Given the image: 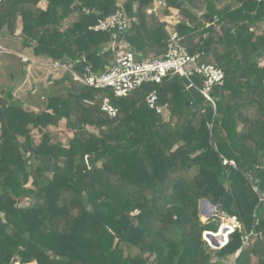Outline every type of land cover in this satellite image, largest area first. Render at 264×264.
Here are the masks:
<instances>
[{"label": "trees", "instance_id": "16d2710c", "mask_svg": "<svg viewBox=\"0 0 264 264\" xmlns=\"http://www.w3.org/2000/svg\"><path fill=\"white\" fill-rule=\"evenodd\" d=\"M153 1L0 0V37L49 64L69 58L77 74L110 67L112 33L89 28L116 11L129 50L162 56L176 31L225 73L215 109L180 77L118 98L65 72L38 86V109L0 98V264H264V0H163L147 14ZM176 16L169 30L161 17ZM62 121L72 135L53 142ZM203 200L240 224L216 250Z\"/></svg>", "mask_w": 264, "mask_h": 264}, {"label": "built area", "instance_id": "2783aa9c", "mask_svg": "<svg viewBox=\"0 0 264 264\" xmlns=\"http://www.w3.org/2000/svg\"><path fill=\"white\" fill-rule=\"evenodd\" d=\"M163 5V0H158L146 10V13H156ZM174 22L169 21L167 23L173 25L178 21ZM126 28L127 20L122 11H116L104 19L98 20L95 25L89 28L93 32L112 33V42L109 48L114 52V62L104 72L92 73L86 69L87 73L81 75L73 71L72 63L60 65L57 61L50 65L69 73L74 81L83 86L109 89L118 98L126 97L131 91L138 89L144 83H160L166 78L180 77L188 82L187 89L191 88L199 91L206 103L215 109L211 94L214 89H219L225 84V73L221 68L213 63L204 62L202 53L189 55L182 46L180 36L176 31H170L167 49L162 56L144 57L129 50L121 42L120 35ZM2 51L3 49L0 46V52ZM22 59L28 61L27 58L22 57ZM195 78L200 81V86L195 83ZM146 102L150 108H155L157 113L168 119V114L164 108L155 107L156 95L154 93L148 95ZM101 109L111 118L117 115V110L108 98L103 99ZM254 191H256L259 203L262 205L264 203V193L260 195L255 188ZM211 217L217 218L221 225L216 233L203 232L202 238L210 249L216 250L227 243L230 234L240 229V224L235 217L218 212L215 206ZM222 229L225 230V237L222 241L218 238L219 245L216 246L208 234H218Z\"/></svg>", "mask_w": 264, "mask_h": 264}, {"label": "crops", "instance_id": "0c3cea01", "mask_svg": "<svg viewBox=\"0 0 264 264\" xmlns=\"http://www.w3.org/2000/svg\"><path fill=\"white\" fill-rule=\"evenodd\" d=\"M41 9H45V3L41 2L39 4ZM162 21L164 22H169L170 18L169 17H162L161 18ZM20 30L18 29L16 32V35H19ZM18 41H19V48L16 51H13L12 49H7V48H2L3 51L0 52L1 54H3L4 56H13L15 59L12 61L10 60H6L3 61L4 63H0V70L3 71V69H5L8 71H13L15 70L14 68H18L21 63H23V65H21V67H24V70L26 71V73L22 76L20 81H9V79H11L13 77V72L12 73H8V80L7 83L6 81L1 82L0 84V91H8L11 92V95L14 99L16 100H22L24 97L29 96V94H36L37 92V88L39 85L41 84H49L54 80H57V78L53 75V74H48V72L44 71V70H40L39 68H41L40 66L37 65H33L30 66L29 63L30 62H35L36 64L41 65V63H47L44 60L38 59V58H34L32 55V50L31 49H27V48H23L21 46V39L19 37H17ZM22 57L27 58L29 61H24L22 59ZM59 62V61H58ZM260 65L263 66L264 65V58L261 59L260 61ZM1 66H5V68H1ZM52 66V65H50ZM54 67V66H53ZM38 94V93H37ZM20 95V96H19ZM39 96V95H38ZM20 97V98H19ZM1 99L3 97H0ZM43 98L39 97V103H36L35 101H32L30 103L31 107L34 106V108L32 109H38L40 107V101H42ZM201 202H207L210 206L214 207L213 205H211L208 201L203 200ZM200 202V203H201ZM202 204V203H201ZM201 209H202V205H201ZM201 216H202V211H201ZM212 216V215H211ZM211 216H209L208 218H210ZM208 218L205 220V222L208 220ZM201 222H203V219H200ZM220 233V232H219ZM218 234H214V236L219 235ZM225 236V235H224ZM223 235L220 237L221 241L223 239ZM30 264H35V263H30Z\"/></svg>", "mask_w": 264, "mask_h": 264}, {"label": "rangeland", "instance_id": "374dc122", "mask_svg": "<svg viewBox=\"0 0 264 264\" xmlns=\"http://www.w3.org/2000/svg\"><path fill=\"white\" fill-rule=\"evenodd\" d=\"M157 1L158 0H154L152 5H154V3H156ZM163 3H164V5L162 7H160L159 9H162L165 6L164 1H163ZM176 20H177V16L174 18H170V21H172V22H174ZM171 28H172V25L169 26V30ZM0 44L4 48L12 49L13 51H16L19 48V41H18L17 37H13V38L0 37ZM121 48L126 49L125 47H121ZM108 49L110 50L111 53H110V56L108 57L107 60H109V63L111 66L114 62V52L110 48H108ZM14 59L15 58L11 55L10 56H4L3 54L0 53V63H4L3 61H6V60H10V61L12 60L13 61ZM20 64L23 65V63H21V62H20ZM21 65H19L18 68H14L15 69V70H13L14 72L8 71V70H6V72H5V69H3L4 72H2V70H0V84H1V82H4V81H6V83H7V80L9 79L7 75H8V73L10 74L12 72H13V77L11 79H9V81H12V80L13 81H20L22 76L26 73V71L24 70V67L22 68ZM29 65L30 66H33V65L40 66L41 67V68H39L40 70H44V71L48 72V74H53L57 79H60L61 77H63L65 75L64 70H62L61 68L50 66L49 63L43 62V64L41 63V65H39V64H36L34 62H30ZM3 67L5 68V66H1V68H3ZM8 93H11V92H8V91L7 92L6 91L1 92L0 91V97H4L3 99L8 100L6 98V95ZM32 101L39 103V96L37 93L36 94H29V96H26L22 100H20L19 103H20V105H22L25 108H34V106L31 107V105H30V103ZM48 131L50 132L51 139L53 142H57V141L64 142L67 138H70L72 135L71 131L65 127V123L63 121L57 127L50 128ZM34 135L36 137H38L37 132H34ZM220 225H221V222L219 221V227H220ZM213 243H217V240H214Z\"/></svg>", "mask_w": 264, "mask_h": 264}, {"label": "bare ground", "instance_id": "6f19581e", "mask_svg": "<svg viewBox=\"0 0 264 264\" xmlns=\"http://www.w3.org/2000/svg\"><path fill=\"white\" fill-rule=\"evenodd\" d=\"M202 219H203V223L205 222V220L213 215L214 213V207L210 206L207 202H202Z\"/></svg>", "mask_w": 264, "mask_h": 264}, {"label": "water", "instance_id": "95a60500", "mask_svg": "<svg viewBox=\"0 0 264 264\" xmlns=\"http://www.w3.org/2000/svg\"><path fill=\"white\" fill-rule=\"evenodd\" d=\"M89 59H90V57L88 56V57H84L80 61H88ZM71 63H72V60L69 59V58H64V59H62V60L59 61V64L60 65L71 64ZM206 104L209 105L208 103H206ZM216 209L219 210V207H216ZM128 217H130V215H128ZM208 236L210 237V239L212 241L217 240V243H215L216 246L219 245V240L217 238L213 237V235H211V234H208Z\"/></svg>", "mask_w": 264, "mask_h": 264}]
</instances>
